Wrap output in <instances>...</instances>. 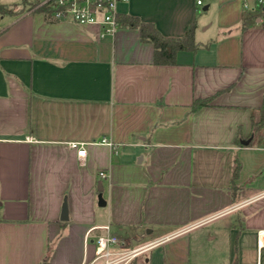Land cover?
<instances>
[{"label": "crops", "instance_id": "crops-1", "mask_svg": "<svg viewBox=\"0 0 264 264\" xmlns=\"http://www.w3.org/2000/svg\"><path fill=\"white\" fill-rule=\"evenodd\" d=\"M117 13L171 38L196 21L199 47L156 64L136 27L0 14V264H89L102 234L147 246L127 264H264V126L251 138L264 6L127 0Z\"/></svg>", "mask_w": 264, "mask_h": 264}, {"label": "built area", "instance_id": "built-area-1", "mask_svg": "<svg viewBox=\"0 0 264 264\" xmlns=\"http://www.w3.org/2000/svg\"><path fill=\"white\" fill-rule=\"evenodd\" d=\"M127 0H39L40 4H48L50 16L55 20L70 19L79 24H99L103 26L102 35H113L120 26L117 19V5ZM202 0H198L201 4ZM264 0H257V7L262 11ZM107 142V140H104ZM77 149L78 157L84 164L86 148L84 143L72 142ZM105 177L106 172H100ZM125 241L112 234L97 237L95 258L89 264H127L146 249L145 246L125 248ZM98 262V263H97Z\"/></svg>", "mask_w": 264, "mask_h": 264}, {"label": "trees", "instance_id": "trees-1", "mask_svg": "<svg viewBox=\"0 0 264 264\" xmlns=\"http://www.w3.org/2000/svg\"><path fill=\"white\" fill-rule=\"evenodd\" d=\"M25 10L41 11L47 14L50 13L48 4H40L39 0L36 2H29L23 0L20 6L7 5L0 3V14H16ZM119 25L132 26L140 30L141 39L148 41L154 45V62L156 64H174L176 62V53L179 50H197L199 44L195 39L196 21L190 24L184 36L179 38H171L163 36L156 27L149 22H144L138 17L131 15H117ZM213 96L205 98H197L193 101L192 110L196 111L204 106H208L212 103ZM264 126V97L260 107L252 112V134L259 131ZM241 163L238 159L235 160L232 170V180L234 181L240 172ZM135 264V263H134ZM236 264V263H234Z\"/></svg>", "mask_w": 264, "mask_h": 264}, {"label": "water", "instance_id": "water-1", "mask_svg": "<svg viewBox=\"0 0 264 264\" xmlns=\"http://www.w3.org/2000/svg\"><path fill=\"white\" fill-rule=\"evenodd\" d=\"M99 203L101 205L105 204V200L103 199L102 195H99ZM62 220H67L68 219V205L66 200L64 201L63 207H62V216H61Z\"/></svg>", "mask_w": 264, "mask_h": 264}]
</instances>
